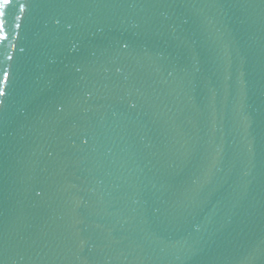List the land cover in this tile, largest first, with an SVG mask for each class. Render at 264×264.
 <instances>
[{
	"label": "water",
	"instance_id": "obj_1",
	"mask_svg": "<svg viewBox=\"0 0 264 264\" xmlns=\"http://www.w3.org/2000/svg\"><path fill=\"white\" fill-rule=\"evenodd\" d=\"M0 264H264V0H0Z\"/></svg>",
	"mask_w": 264,
	"mask_h": 264
}]
</instances>
